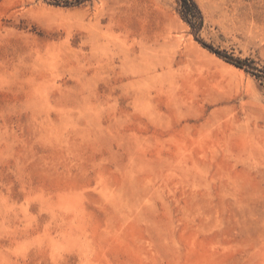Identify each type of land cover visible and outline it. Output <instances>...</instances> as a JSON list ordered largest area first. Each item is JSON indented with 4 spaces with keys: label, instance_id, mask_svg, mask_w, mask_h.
I'll return each instance as SVG.
<instances>
[{
    "label": "rangeland",
    "instance_id": "rangeland-1",
    "mask_svg": "<svg viewBox=\"0 0 264 264\" xmlns=\"http://www.w3.org/2000/svg\"><path fill=\"white\" fill-rule=\"evenodd\" d=\"M193 1L0 0V264H264V0Z\"/></svg>",
    "mask_w": 264,
    "mask_h": 264
},
{
    "label": "trees",
    "instance_id": "trees-1",
    "mask_svg": "<svg viewBox=\"0 0 264 264\" xmlns=\"http://www.w3.org/2000/svg\"><path fill=\"white\" fill-rule=\"evenodd\" d=\"M82 1H90V0H78V3ZM179 1L181 5L182 18L191 26L200 24L202 21V16L194 1L193 0H179ZM226 60L238 68L246 69L245 61L230 60L228 58H226ZM256 77L264 81V72H260V74H256Z\"/></svg>",
    "mask_w": 264,
    "mask_h": 264
}]
</instances>
